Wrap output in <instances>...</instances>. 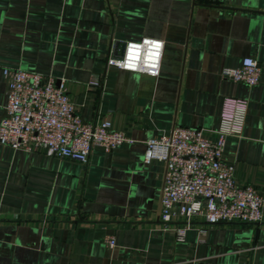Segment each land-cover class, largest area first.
I'll return each mask as SVG.
<instances>
[{
	"label": "crops",
	"instance_id": "0c3cea01",
	"mask_svg": "<svg viewBox=\"0 0 264 264\" xmlns=\"http://www.w3.org/2000/svg\"><path fill=\"white\" fill-rule=\"evenodd\" d=\"M141 36L163 41L157 75L106 66ZM245 55L255 84L220 76ZM4 66L61 79L81 119L132 141L83 162L0 143V264H264V0H0V117ZM225 95L246 107L222 159L262 194L261 219L162 222L164 163L143 162L144 141L175 126L214 138Z\"/></svg>",
	"mask_w": 264,
	"mask_h": 264
},
{
	"label": "built area",
	"instance_id": "2783aa9c",
	"mask_svg": "<svg viewBox=\"0 0 264 264\" xmlns=\"http://www.w3.org/2000/svg\"><path fill=\"white\" fill-rule=\"evenodd\" d=\"M123 43L121 54L106 56V66L158 74L161 38L141 36ZM219 74L253 85L259 67L252 56L245 55L238 65L221 67ZM2 75L6 99L0 117L1 144L83 162L92 145L111 149L132 141L107 119H81L61 79L54 75L7 66L2 67ZM245 107L244 99L225 95L214 138L207 137L200 127L175 126L167 133L145 139L143 162L159 159L164 163L158 206L162 222L172 217L185 223L192 219L208 223L261 219L262 194L251 184L237 183L232 162L222 159L225 137L239 132ZM184 228L176 225L175 234L180 236ZM104 243L113 246V236L106 235Z\"/></svg>",
	"mask_w": 264,
	"mask_h": 264
},
{
	"label": "water",
	"instance_id": "95a60500",
	"mask_svg": "<svg viewBox=\"0 0 264 264\" xmlns=\"http://www.w3.org/2000/svg\"><path fill=\"white\" fill-rule=\"evenodd\" d=\"M123 45H124L123 42L119 44V49H118V53H119V54L122 53Z\"/></svg>",
	"mask_w": 264,
	"mask_h": 264
},
{
	"label": "snow or ice",
	"instance_id": "6c2138e0",
	"mask_svg": "<svg viewBox=\"0 0 264 264\" xmlns=\"http://www.w3.org/2000/svg\"><path fill=\"white\" fill-rule=\"evenodd\" d=\"M155 46L158 48L159 47V44H156Z\"/></svg>",
	"mask_w": 264,
	"mask_h": 264
}]
</instances>
